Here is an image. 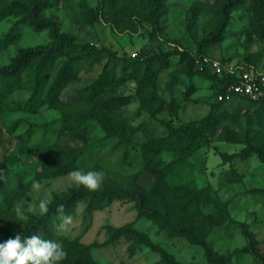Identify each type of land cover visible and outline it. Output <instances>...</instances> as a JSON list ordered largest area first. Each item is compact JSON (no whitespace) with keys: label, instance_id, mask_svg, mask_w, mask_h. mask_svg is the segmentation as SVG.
<instances>
[{"label":"rangeland","instance_id":"rangeland-1","mask_svg":"<svg viewBox=\"0 0 264 264\" xmlns=\"http://www.w3.org/2000/svg\"><path fill=\"white\" fill-rule=\"evenodd\" d=\"M225 1L166 0L159 32L151 40L144 0H54L43 12L46 17L56 19L79 43L108 48L122 60L80 62L61 99L34 110L27 85L8 94L0 87V188L10 196L0 220V242L21 234L30 218L45 215L32 211L40 199L47 196L51 202L78 186L72 171L55 175L78 152L76 169L103 173L99 188L142 191L151 207L168 208L177 222L193 226L232 264H263L249 248L244 226L264 257V162L256 153L243 152L248 146L264 150V106L245 98L218 106L216 82L200 76L189 92L187 62L180 54L218 61L225 74H264V0H237L221 39L209 43ZM193 7L197 14L190 28ZM19 20L11 15L0 21V66L19 49L50 41L47 29L37 32ZM165 53L172 55L163 67L150 60ZM129 57L133 65L124 62ZM60 63L50 69L52 78ZM101 75L102 89L92 91ZM40 142L50 147L45 158L36 149ZM157 144L160 153H144ZM221 152L242 155L224 162ZM169 164L167 179L178 195L150 194L154 178L148 168ZM33 180L40 182L39 191L31 187ZM185 190L201 192L200 201L187 203L189 197H181ZM84 207L80 202L74 212L51 217L55 241L66 251L61 264H162L159 252L135 240L112 239L113 229L129 224L178 262L211 264L200 246L138 218L132 200H116L92 214H84ZM69 215L71 223L60 230Z\"/></svg>","mask_w":264,"mask_h":264},{"label":"trees","instance_id":"trees-1","mask_svg":"<svg viewBox=\"0 0 264 264\" xmlns=\"http://www.w3.org/2000/svg\"><path fill=\"white\" fill-rule=\"evenodd\" d=\"M148 7V16L152 25L151 40L157 37L160 29V21L164 14V6L166 0H144ZM260 2H262L260 0ZM54 0H13L11 2L0 3V21L7 16L19 15V22L27 24L34 31L48 30L50 41L45 44L21 48L9 60L7 64L0 66V87L4 93H12L14 90L27 85L31 91V96L28 100L30 110L40 107L41 105H54L59 99L66 87L74 80L77 75V65L85 60H98L108 57L110 60L122 58L108 48H98L90 43H79L76 38L66 32H63L59 22L52 18L46 17L44 11L53 6ZM237 0H226L221 7V22L218 25L216 33L207 39L209 43H213L221 39L222 33L230 22V11L236 5ZM197 8H192L190 17V28L196 19ZM182 58L187 62L186 74L191 81L189 92L192 90V81L196 76L211 79L217 84V94L224 89L228 83L238 80L236 74H224L220 77L213 74L206 67H199L196 64V56L188 52L180 53ZM172 54H153L151 61L163 67L167 64L169 57ZM203 56V55H202ZM60 66L56 75L52 78L50 69L57 62ZM124 62L133 65L135 60L129 57ZM102 77L97 79L89 87L92 91L102 89ZM88 88L85 89V91ZM217 97V95H216ZM250 101V100H249ZM256 106H264V102L256 103L250 101ZM225 102H218V106ZM78 117L75 118L77 120ZM161 145L157 144L154 147H147L144 150L145 154L160 153ZM36 149L41 157L45 158L50 153V147L40 142ZM253 152L258 155L260 160L264 162V150L248 146L243 153ZM241 154H228L221 152L220 156L224 162H228ZM80 154L75 152L70 160L60 164L55 172V175H64L77 168V160ZM172 170V164L164 167H150L148 172L153 176L154 182L150 194L159 195L169 192L173 196L178 195L177 189L170 186L168 182V174ZM181 194L182 199L189 197L187 203L200 201L202 193H192L185 190ZM132 200L135 202L138 218H147L165 230L172 237H184L190 243L200 246L204 252L206 259L211 264H232L230 260L223 254H220L212 249L207 239L201 235L196 229L184 223L177 222L173 218L172 212L167 209H156L148 204L147 196L139 190H132L126 187H107L99 188L95 191L86 189L83 185L70 188L66 192L55 196L49 203L48 212L42 217H32L23 224L22 235L30 236L36 234L42 239L55 240L56 234L51 217L57 214H69L74 212L80 202L85 204L84 214H92L94 211L109 206L116 200ZM63 205V208L58 210V206ZM10 206V196L6 188H0V220L8 211ZM245 232L249 241V248L264 264V257L260 256L255 247L254 234L248 230L246 226ZM112 239L126 237L136 241L151 250L159 252L161 256L160 263L162 264H184L176 261L166 251L158 248L150 239L138 232L131 224L122 226L112 230ZM7 237L6 239H8ZM5 239V240H6Z\"/></svg>","mask_w":264,"mask_h":264},{"label":"clouds","instance_id":"clouds-1","mask_svg":"<svg viewBox=\"0 0 264 264\" xmlns=\"http://www.w3.org/2000/svg\"><path fill=\"white\" fill-rule=\"evenodd\" d=\"M71 176L75 183L83 185L86 189L95 191L103 182V173L97 170L81 171L75 169L71 172ZM31 187L37 191L40 190L41 184L38 180H33ZM49 199L47 196L40 199L38 209L33 208L32 211H39L42 214L48 212ZM63 205L58 206V210ZM19 212V209H17ZM63 215V213H61ZM72 217L64 216L62 222L58 225L60 230H64L71 223ZM66 258V251L62 244L55 240L42 239L36 234L30 236L16 233L14 237L0 242V264H61Z\"/></svg>","mask_w":264,"mask_h":264},{"label":"built area","instance_id":"built-area-1","mask_svg":"<svg viewBox=\"0 0 264 264\" xmlns=\"http://www.w3.org/2000/svg\"><path fill=\"white\" fill-rule=\"evenodd\" d=\"M136 56V54H133ZM196 64L201 68L206 66L211 73L224 77L225 70L220 62L211 60L206 56L196 57ZM227 74H236L233 70ZM238 80L228 83L224 89L217 94L218 102H229L234 98H245L252 102H264V74L254 71H244L236 74Z\"/></svg>","mask_w":264,"mask_h":264}]
</instances>
